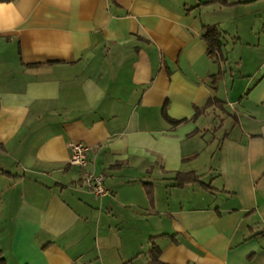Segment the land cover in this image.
I'll return each mask as SVG.
<instances>
[{
    "label": "crops",
    "instance_id": "0c3cea01",
    "mask_svg": "<svg viewBox=\"0 0 264 264\" xmlns=\"http://www.w3.org/2000/svg\"><path fill=\"white\" fill-rule=\"evenodd\" d=\"M210 1L0 0L7 264H149L153 244L163 264H264V14ZM204 26L223 33L222 63ZM210 99L197 121L165 120ZM75 143L86 170L70 164ZM191 172L214 191L176 187Z\"/></svg>",
    "mask_w": 264,
    "mask_h": 264
},
{
    "label": "trees",
    "instance_id": "16d2710c",
    "mask_svg": "<svg viewBox=\"0 0 264 264\" xmlns=\"http://www.w3.org/2000/svg\"><path fill=\"white\" fill-rule=\"evenodd\" d=\"M207 4L209 5L210 4H220L222 6H231L230 0H211ZM223 37H224L223 33L221 32L219 27L217 26H204L203 27L202 38L208 45L207 54L211 59L216 60V62H219V63H222L225 60ZM221 77H222L221 75L215 77V81H217ZM215 102H216V99H210L206 108L203 110L197 109L195 116L191 120L189 119L174 120L167 115L166 111H164L163 115L165 117V120L170 125H172L173 127H179L185 123L197 121L202 115H204L207 108L215 105ZM175 181H176V187H179V188H183L186 185L192 184V183H200L206 190L211 191V192L214 191V189L211 188L210 185L208 186V185L203 184L201 182V176L197 175L195 172L178 173ZM144 187H145L147 196L149 198V201L152 207H154V203H155L154 186L152 184H145ZM151 241L153 242L154 239H152ZM160 255H161L160 249L155 244H153V248L150 252V263L149 264H163L160 262ZM0 264H7L6 260L3 258L1 253H0Z\"/></svg>",
    "mask_w": 264,
    "mask_h": 264
},
{
    "label": "built area",
    "instance_id": "2783aa9c",
    "mask_svg": "<svg viewBox=\"0 0 264 264\" xmlns=\"http://www.w3.org/2000/svg\"><path fill=\"white\" fill-rule=\"evenodd\" d=\"M71 153L70 164L86 170L89 165V147L82 143H75L71 145ZM82 182L96 197H103L108 194L103 175H94L87 172L84 174Z\"/></svg>",
    "mask_w": 264,
    "mask_h": 264
},
{
    "label": "rangeland",
    "instance_id": "374dc122",
    "mask_svg": "<svg viewBox=\"0 0 264 264\" xmlns=\"http://www.w3.org/2000/svg\"><path fill=\"white\" fill-rule=\"evenodd\" d=\"M244 6H246V7H241L242 9H240V11H242V13H241L242 15L244 14L245 16L254 17V16H252L250 14H246V13L256 14L258 12H261V13L264 14V0H256L255 2L248 3L247 5H244ZM262 28L260 29V31L262 30ZM239 50H241V49H239ZM239 50H238V52H243V51H239ZM245 55L246 56H249V52L247 54L245 53ZM229 109L230 110H233L232 105L229 106ZM221 123L222 122H218L216 126L219 127V125H221ZM230 125H232V119L231 120L230 119H227L226 120V126H225L226 129L224 128V130L222 132L224 133L225 130H228V133H231V131H230Z\"/></svg>",
    "mask_w": 264,
    "mask_h": 264
}]
</instances>
